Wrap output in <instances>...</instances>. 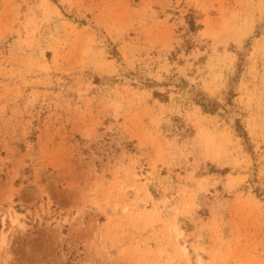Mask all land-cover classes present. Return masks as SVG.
<instances>
[{"label": "rangeland", "instance_id": "obj_1", "mask_svg": "<svg viewBox=\"0 0 264 264\" xmlns=\"http://www.w3.org/2000/svg\"><path fill=\"white\" fill-rule=\"evenodd\" d=\"M0 264H264V0H0Z\"/></svg>", "mask_w": 264, "mask_h": 264}, {"label": "trees", "instance_id": "obj_2", "mask_svg": "<svg viewBox=\"0 0 264 264\" xmlns=\"http://www.w3.org/2000/svg\"><path fill=\"white\" fill-rule=\"evenodd\" d=\"M188 24H189L190 28H193V29L195 28V24H194L193 21L188 20ZM154 96H158V97L160 96L161 97L162 95L160 93H154ZM208 103H206V102L201 103V106L204 109V111H206V112H215L216 109H217L218 103L216 101H214V100L213 101L209 100Z\"/></svg>", "mask_w": 264, "mask_h": 264}]
</instances>
